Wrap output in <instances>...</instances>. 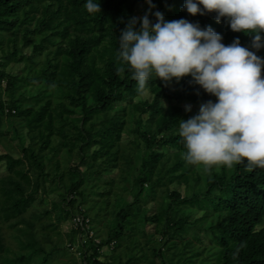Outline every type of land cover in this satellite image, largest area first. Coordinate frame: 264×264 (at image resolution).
<instances>
[{
    "label": "trees",
    "instance_id": "1",
    "mask_svg": "<svg viewBox=\"0 0 264 264\" xmlns=\"http://www.w3.org/2000/svg\"><path fill=\"white\" fill-rule=\"evenodd\" d=\"M93 2L100 12L88 13L87 0H0V144L8 150L0 153L6 168L0 177V257L16 260L8 253L21 252L24 261L61 250L55 244L46 251L35 226L53 212L56 224L76 214L88 218L87 227L67 233L70 244L78 236L82 264H264V168L248 170L247 161L208 171L188 164L179 125L195 113L170 101L215 103L216 97L190 83V76L173 80L172 87L152 76L145 89L151 99L135 101L141 94L130 69L117 73L118 38L138 17L135 5L146 2ZM152 3L165 21L210 26L225 46L239 38L255 51L250 34L231 31L225 18L217 23L214 12L192 16L185 0ZM149 19L156 22L152 14ZM256 54L264 59V47ZM11 63H22L21 73L7 71ZM123 135L131 138L127 144ZM113 169L115 179H106ZM116 179L121 191L110 201L106 186ZM172 184L183 185V194ZM39 193H54L59 201L28 220ZM95 195L100 198L88 202ZM110 206L101 231L99 212ZM195 211L202 214L191 218ZM4 227L18 250L5 245ZM103 247L110 254L101 260Z\"/></svg>",
    "mask_w": 264,
    "mask_h": 264
},
{
    "label": "clouds",
    "instance_id": "2",
    "mask_svg": "<svg viewBox=\"0 0 264 264\" xmlns=\"http://www.w3.org/2000/svg\"><path fill=\"white\" fill-rule=\"evenodd\" d=\"M145 2L148 10L130 18L118 38L117 60L122 66L117 73L127 66L140 94L152 76L165 85L190 76V83L216 97L215 103L201 104L197 115L181 120L179 136L188 164L203 165L205 171L245 161L248 170L264 168V59L256 54L264 47V0H185L184 4L192 16L214 12L217 23L225 18L231 31L250 34L255 51L241 46L239 38L225 46L210 26L201 29L185 19L165 21L161 12L152 13V0ZM85 8L90 14L101 11L93 0H87ZM149 14L155 16L154 24Z\"/></svg>",
    "mask_w": 264,
    "mask_h": 264
},
{
    "label": "rangeland",
    "instance_id": "3",
    "mask_svg": "<svg viewBox=\"0 0 264 264\" xmlns=\"http://www.w3.org/2000/svg\"><path fill=\"white\" fill-rule=\"evenodd\" d=\"M148 10V4L147 3H138L134 7V12L135 15L140 17L142 14H144ZM155 12V8L152 9V13ZM26 54L30 52V48L26 47L23 49ZM23 69L22 63H11L7 67V71L13 74H19L21 73ZM170 87H172L174 84L171 81L168 84ZM145 99H151V95L148 93L147 90L144 91L143 94L139 95L138 97L135 98V101L139 100H145ZM173 104L180 105L182 107H188L190 106V109L195 113V115L198 114L199 107L201 104L193 103L192 101L186 100V99H181V100H175L172 99L170 101ZM168 101L166 99L162 100V105H166ZM130 136L123 135L122 136V142L127 144L130 140ZM11 144L16 147V140L12 141ZM8 150L0 144V153H5ZM17 151L16 148L10 150V152L13 155H17L15 152ZM117 170L113 169L112 173L110 175H105L106 179H110L111 177H114L116 175ZM6 174V168L4 161H0V177ZM118 179H116V183L114 184H107V188L111 190V193L109 194V200L113 201L115 199V193L120 192V188L118 187L117 183ZM120 183V182H119ZM170 188L172 190H177L181 194L184 192V187L183 185L180 184H172L170 185ZM44 198L42 202H40V198ZM39 197L33 204V206L27 211L25 214L26 218L28 220L31 219V214L34 212L36 213H42L45 208L51 209V203L59 201V197L55 195L54 193H39ZM100 197L98 195L95 196H90L88 198V202L92 201V199H99ZM129 201L131 200V196L129 195L127 198ZM149 208V213L154 212L155 210V204L153 202H150L148 204ZM111 210V206L108 207V210H100L99 212V221L98 227L101 231H103L105 227V223L111 218V213L109 212ZM94 211H92L91 214H93ZM202 214V211H195L191 218L198 217ZM53 223L55 225H53ZM55 219L53 217V212H50V214L42 216L40 220H35V226L39 234V241L41 244L46 248V251H49L50 248L53 245H57V250L61 249L59 251L55 252H49V253H39L36 255H30L28 256L24 261L19 260L21 256V252H17L16 254H11L8 253V256H13L16 260H11L6 256L0 257V264H38L43 261L44 258L48 259L49 264H82V256L79 254L80 249H79V240L78 236L74 239L73 243H69V237L67 236V233L71 231V229L76 228V225L72 219L60 222L56 224ZM260 226H264V220L261 223ZM146 230L148 232L153 231V223H148L146 226ZM46 233V235H45ZM3 236H4V243L5 245L9 246L11 250L16 251L18 250L17 248V243L13 237H11V231L9 230L8 227H4L3 229ZM202 244L206 245L208 243V239L206 238L205 235H202ZM98 239V238H97ZM99 240V239H98ZM22 251V250H20ZM90 253V250H87V255ZM1 254V253H0ZM110 254V250L107 249L106 247H103L102 254L100 256L101 260H104L106 256ZM48 263V262H47ZM43 264V263H42ZM156 264H160V261L156 259Z\"/></svg>",
    "mask_w": 264,
    "mask_h": 264
},
{
    "label": "built area",
    "instance_id": "4",
    "mask_svg": "<svg viewBox=\"0 0 264 264\" xmlns=\"http://www.w3.org/2000/svg\"><path fill=\"white\" fill-rule=\"evenodd\" d=\"M77 226H85L87 227L88 226V218H85L83 215L81 214H76L73 219H72ZM96 242H99L98 239H96Z\"/></svg>",
    "mask_w": 264,
    "mask_h": 264
}]
</instances>
